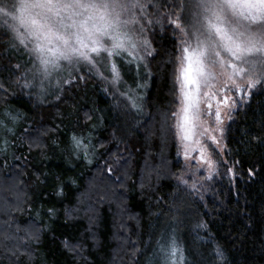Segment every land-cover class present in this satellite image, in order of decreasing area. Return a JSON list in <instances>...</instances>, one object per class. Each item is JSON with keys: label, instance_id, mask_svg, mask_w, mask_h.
<instances>
[{"label": "trees", "instance_id": "16d2710c", "mask_svg": "<svg viewBox=\"0 0 264 264\" xmlns=\"http://www.w3.org/2000/svg\"><path fill=\"white\" fill-rule=\"evenodd\" d=\"M178 36L165 21L150 49L137 43L138 98L85 66L41 98L22 86L29 53L0 28V264H151L173 237L184 264H264V88L234 113L216 176L183 183ZM88 134L92 160L77 161L72 137Z\"/></svg>", "mask_w": 264, "mask_h": 264}, {"label": "snow or ice", "instance_id": "6c2138e0", "mask_svg": "<svg viewBox=\"0 0 264 264\" xmlns=\"http://www.w3.org/2000/svg\"><path fill=\"white\" fill-rule=\"evenodd\" d=\"M169 8L163 13L150 11L157 9L153 0H0V28L29 53L31 67L22 77V86L36 83L43 88L44 80L61 69V61H84L95 68L103 62L97 59L101 53L107 58L119 56L136 48L137 43L150 49L147 33L156 25L163 27L165 21L173 25L174 32L179 33L175 59L183 105L176 113L183 121L177 127L181 138L187 140L200 116L199 100L189 86H194L198 94L203 89L209 109V101H216L214 115L218 122L220 104L229 114L237 106V99L229 96V91L240 93L243 99L250 97L258 85L264 88V0H176ZM131 27H135V41ZM15 67L20 69L21 65ZM109 71L114 74L112 84H118L121 77L114 62ZM98 74L108 79L103 72ZM221 92L223 95H218ZM212 139L215 141V137ZM72 140L75 148L86 152L88 145L83 137L74 135ZM65 246L72 247L67 241ZM216 251L223 256L219 249ZM160 252L166 257L165 264H184L183 249L174 237L167 247L161 244Z\"/></svg>", "mask_w": 264, "mask_h": 264}, {"label": "rangeland", "instance_id": "374dc122", "mask_svg": "<svg viewBox=\"0 0 264 264\" xmlns=\"http://www.w3.org/2000/svg\"><path fill=\"white\" fill-rule=\"evenodd\" d=\"M133 33L134 32L131 29L130 34H132L133 40L135 41L136 38ZM138 46L139 45L137 44L136 48H129L128 52H122L121 55L113 56L111 58H107L104 53H101V57L97 59L102 60L103 62L98 63L95 68H92V66L88 65L87 62L84 61H81L79 64L75 62H73L72 64H68L66 61H61V69L58 71H54L50 77L44 80L43 88L36 86L35 83L32 88L39 94L41 98L50 95L52 94L53 90L59 88L61 78L66 79L67 77L74 75V73L76 74V72L80 71L83 66L92 70L93 72H95L97 70V67H99L102 71L109 73L111 79H113L114 74L110 73L109 68L111 63L114 62L116 64L117 69L119 70V73L123 70L122 74L120 73L121 80L118 84H116L117 89H119L120 92H125V94H128L130 97H134L137 95L138 98L137 88L139 87L138 85L140 82L141 75L135 64L132 67V62L135 61L134 57L137 56L135 52L139 50ZM131 53L135 54V56ZM28 75L31 77V73H29ZM175 81L177 93L175 108L172 112V124L174 128L175 139L178 146V155L185 166V173L182 177V181L183 183L184 181H187V183H189L190 179H192V188H198L203 185L206 179H209L208 177L210 175L211 179L216 176L218 170L216 158L218 157V154L220 156H223L226 151L225 138L227 127L230 124L234 113L238 110L240 106L245 105L250 100L251 96L258 89L259 85L256 89L252 90V94L250 97L244 96L243 99H241L240 93L235 91H229L227 94L229 96H234L237 99V106L229 114L224 109V105L220 104L219 107L221 109V112L219 122L217 121L216 116L214 115L217 107L216 101H209V103L212 104V108L209 109L207 103L204 102L205 98L202 95L203 89L201 90V93L198 94L196 93L194 86H189V90L192 92L193 96L199 100L198 107L200 116L199 119L194 122L190 138L184 140L181 138V129L177 127L178 123L183 122L182 119L178 118L176 115V113L180 112L181 107L183 106L181 104L182 94L180 92V84L177 81V76ZM218 95H223V92ZM209 112L213 114H207ZM7 115L8 117H6V119L9 120L11 123H16L17 121L20 122V120H11L10 113L6 114L5 116ZM213 137H215V141L212 139ZM83 138L84 144L88 145L86 152L84 150L75 148L73 146V142H71L69 150H71L73 159L77 160L81 157L85 158V160H87V162L89 163V161L92 160L94 143L91 134H88ZM77 161H79V159ZM165 246L167 247L168 245L165 244ZM154 260L155 261L151 264H165L166 257L161 254L160 249L158 250V254L156 255Z\"/></svg>", "mask_w": 264, "mask_h": 264}]
</instances>
